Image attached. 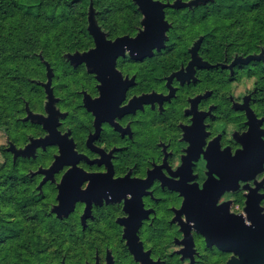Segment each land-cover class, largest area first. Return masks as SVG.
<instances>
[{
    "label": "flooded vegetation",
    "instance_id": "af4514ba",
    "mask_svg": "<svg viewBox=\"0 0 264 264\" xmlns=\"http://www.w3.org/2000/svg\"><path fill=\"white\" fill-rule=\"evenodd\" d=\"M177 1L127 0L115 18L91 1L98 45L88 14L81 46L36 49L35 92L2 125L21 264H264V71L237 94L254 60L233 63L256 53L203 22L217 0ZM161 11L164 37L145 23Z\"/></svg>",
    "mask_w": 264,
    "mask_h": 264
},
{
    "label": "rangeland",
    "instance_id": "374dc122",
    "mask_svg": "<svg viewBox=\"0 0 264 264\" xmlns=\"http://www.w3.org/2000/svg\"><path fill=\"white\" fill-rule=\"evenodd\" d=\"M93 1L94 6L95 3L98 2V6L96 10L101 14V17L112 16L115 18L118 16L117 10H120L122 7L126 6L127 0H82L78 6L73 8H68V11H72V14L68 18H61L57 22L48 23L46 21L42 22V18L38 22L39 27V37L33 35L32 33L27 34L24 37V47L25 49L21 51L15 58L21 63V68L27 70V78L26 80L33 83V78L36 70L38 69L39 61L35 58V54L37 53V48L43 49V55L45 57L52 55L53 49H61V48H69L74 49L82 45V40L86 33V25L88 22V14H89V3ZM88 3V4H87ZM59 11V9L57 10ZM218 8L217 14L210 22H208L209 26H214L216 28V38L218 40L223 41L225 45L230 44L229 39H240L244 34H247V29L249 33L253 31V27L256 22L253 21L250 15L247 17V21L243 24L241 23H233L232 21L226 20V15ZM45 20V19H44ZM205 22V20H203ZM238 24H241L242 27L239 29ZM85 27V30L82 31V27ZM220 38V39H219ZM224 39V40H222ZM58 40H68L71 43H55L52 41ZM232 47L229 46V53L235 55L238 53L244 54V51H232ZM257 51L251 52L260 54L264 50V46H257ZM245 55V54H244ZM254 60L244 69H240L244 71L248 76V80L245 83V86L250 84V87H257V78L258 83H260L263 79L262 73L264 71V65L262 66L261 62H256ZM259 68L258 75L252 74L251 70L253 68ZM252 74V75H251ZM32 75V76H31ZM260 86V85H259ZM34 92L35 85L33 84ZM34 92L29 95V97L33 96ZM18 99V97H17ZM23 97H21V104H17V102L5 103L3 106L0 105V139L6 140V133L2 130V125L7 124H15L14 122L20 121L21 118V106L23 105ZM6 144H0V219L2 221H9L10 219L21 217V204L16 203L17 200L21 199V194L14 193V185L21 181L19 177L18 171H12L16 178L9 179L8 176V167H12L11 161L6 164L5 155L3 153V147ZM21 165V164H20ZM16 200V201H15ZM17 222V221H16ZM18 227V226H17ZM10 233V231H8ZM18 238H12L13 236ZM10 236H5V233L0 232V253L3 254L0 258V264H21V252H16L15 250L21 248V246L16 247L15 243L17 239L20 240L19 245L21 244V228L20 225L18 227L17 232L12 233ZM4 241V243H3ZM5 245V246H4ZM11 253H18L17 256H11Z\"/></svg>",
    "mask_w": 264,
    "mask_h": 264
},
{
    "label": "trees",
    "instance_id": "16d2710c",
    "mask_svg": "<svg viewBox=\"0 0 264 264\" xmlns=\"http://www.w3.org/2000/svg\"><path fill=\"white\" fill-rule=\"evenodd\" d=\"M82 0H0V105L17 102L21 104V97L28 99L34 92L33 83L26 80L27 70L21 68L16 56L25 49L24 37L32 33L39 37L38 22H57L61 18H68L72 11ZM88 4V3H87ZM98 2L95 6H98ZM220 12H224L226 20L233 23H245L248 15L254 22L253 31L239 37L229 39L232 51H244V54L257 51V46H264V0H217ZM59 9V11H57ZM208 16V15H207ZM45 19V20H44ZM205 22H209L206 20ZM238 24V28L242 27ZM85 30L84 25L81 26ZM220 39V38H219ZM224 40V39H222ZM259 68H253L252 74L258 75ZM251 74V75H252ZM32 76V75H31ZM260 83L257 84L258 87ZM18 97V99H17ZM16 224H8L0 219V232L10 231V235L17 232ZM9 235V236H10ZM3 236V235H0ZM13 236V234H12ZM12 238H18L13 236ZM4 243V241H3ZM17 239L15 246L19 245ZM18 245V246H17ZM5 246V245H4ZM17 256L18 253H11ZM3 256L0 253V257ZM0 258V262H1Z\"/></svg>",
    "mask_w": 264,
    "mask_h": 264
},
{
    "label": "water",
    "instance_id": "95a60500",
    "mask_svg": "<svg viewBox=\"0 0 264 264\" xmlns=\"http://www.w3.org/2000/svg\"><path fill=\"white\" fill-rule=\"evenodd\" d=\"M199 1L205 2L206 0H193L191 3H181L182 0H178L174 4V6L192 5V4L197 3ZM163 5H168V4H163ZM151 16H152V18H151ZM89 23H90L89 30L91 31L92 34H94L95 40H96L97 45H98L99 41L103 38V35L100 31V28L97 26V22L95 19V8H94L93 4H91L90 10H89ZM145 23H147L149 26H154V25L161 23L163 25V28L160 30L162 32V34L164 33L165 29H168V27H169V23L164 20V14L162 11L159 15L157 13L151 14L150 19L146 20ZM157 32H158V30L154 27L148 28V29H146V31L142 32L138 36V38H142L145 35H147V37L156 38V35H154V34ZM162 37H164V34ZM124 38H127V37H122V38H119L118 40L124 39ZM92 52L97 53V49H94ZM86 55H87L86 53L81 54L80 52H76L75 54H71L70 57H72V59L78 58L79 60L82 61ZM263 59H264V50L260 54H250V55L246 56L245 58H238L234 61L233 64H236L239 62L244 63V64H248L252 60L261 61ZM48 76H49V78H51V71H49ZM29 117H34V115L32 113H30L27 118H29ZM18 155H21V149L15 148V157H17Z\"/></svg>",
    "mask_w": 264,
    "mask_h": 264
},
{
    "label": "clouds",
    "instance_id": "9594fccd",
    "mask_svg": "<svg viewBox=\"0 0 264 264\" xmlns=\"http://www.w3.org/2000/svg\"><path fill=\"white\" fill-rule=\"evenodd\" d=\"M232 87L237 91V94H239V92H242L244 90L245 85L239 84V85H233ZM248 87H250V84L248 85ZM6 143L7 141L5 139H0V144H6Z\"/></svg>",
    "mask_w": 264,
    "mask_h": 264
},
{
    "label": "snow or ice",
    "instance_id": "6c2138e0",
    "mask_svg": "<svg viewBox=\"0 0 264 264\" xmlns=\"http://www.w3.org/2000/svg\"><path fill=\"white\" fill-rule=\"evenodd\" d=\"M65 171H67V169ZM85 187H87V185H85ZM227 198L230 199L231 197H227ZM217 199H219V194L217 195Z\"/></svg>",
    "mask_w": 264,
    "mask_h": 264
}]
</instances>
